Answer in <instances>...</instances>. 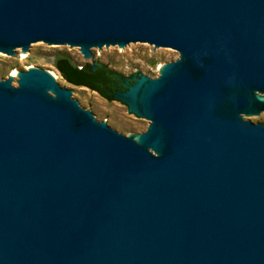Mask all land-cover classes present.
I'll return each instance as SVG.
<instances>
[{"label": "water", "instance_id": "95a60500", "mask_svg": "<svg viewBox=\"0 0 264 264\" xmlns=\"http://www.w3.org/2000/svg\"><path fill=\"white\" fill-rule=\"evenodd\" d=\"M38 46L180 60L116 94L138 136L0 81V264H264V0H0V59Z\"/></svg>", "mask_w": 264, "mask_h": 264}, {"label": "rangeland", "instance_id": "374dc122", "mask_svg": "<svg viewBox=\"0 0 264 264\" xmlns=\"http://www.w3.org/2000/svg\"><path fill=\"white\" fill-rule=\"evenodd\" d=\"M97 54L99 64L106 65L127 78L130 76L158 78L165 65L180 60V54L177 52L164 54L155 46H137L133 51L114 49L107 54L97 51ZM59 56L69 57L79 68L92 65L81 51L38 46L34 56L22 51L18 61L7 54L0 59V81L12 78L19 86L18 74L20 72L39 68L52 74L61 87L76 91L89 111L125 135L138 136L149 129L151 122L129 113L127 106L119 100H105L98 93L86 87H76L66 82L54 67V61ZM253 122L264 124V118H259Z\"/></svg>", "mask_w": 264, "mask_h": 264}, {"label": "trees", "instance_id": "16d2710c", "mask_svg": "<svg viewBox=\"0 0 264 264\" xmlns=\"http://www.w3.org/2000/svg\"><path fill=\"white\" fill-rule=\"evenodd\" d=\"M54 67L61 73L63 78L75 86L88 85L93 87L97 81H108L109 74H116L108 66H98L97 70L92 65L79 68V66L67 56H59L54 61ZM106 95V94H105ZM110 101L115 100L114 96H106Z\"/></svg>", "mask_w": 264, "mask_h": 264}, {"label": "flooded vegetation", "instance_id": "af4514ba", "mask_svg": "<svg viewBox=\"0 0 264 264\" xmlns=\"http://www.w3.org/2000/svg\"><path fill=\"white\" fill-rule=\"evenodd\" d=\"M95 64H92L94 70H97L98 69V66H101L102 65V64H96L97 65V68L95 69L94 68V65ZM115 73L116 74H109L108 76L110 78L106 82L105 81H97V83L94 84L95 85L94 86V89H93V87H89L88 85H82V86H76V87H86V88L92 90L93 92L98 93L102 98H104L105 100H108V101H110V100L106 96H112L113 95L114 98H115V100H113V101H116V100H118V99H116V94L119 93V92H126L128 90L127 86L134 84L135 83V79H136L137 76H130V77L127 78V77L123 76L122 74H120L118 72H115ZM66 82H68V81H66ZM73 86H75V85H73ZM124 105H126L127 108H128V105L127 104H124ZM131 114H133V113H131ZM133 115H135V114H133ZM135 116L138 117L137 115H135Z\"/></svg>", "mask_w": 264, "mask_h": 264}, {"label": "bare ground", "instance_id": "6f19581e", "mask_svg": "<svg viewBox=\"0 0 264 264\" xmlns=\"http://www.w3.org/2000/svg\"><path fill=\"white\" fill-rule=\"evenodd\" d=\"M16 75V74H15ZM19 75V74H18ZM52 75V74H51ZM53 76V75H52ZM54 77V76H53ZM56 80V79H55Z\"/></svg>", "mask_w": 264, "mask_h": 264}]
</instances>
